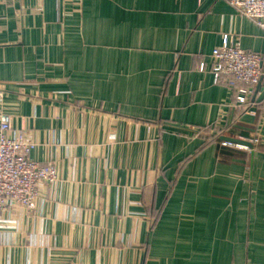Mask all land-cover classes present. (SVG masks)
<instances>
[{
    "label": "crops",
    "instance_id": "1",
    "mask_svg": "<svg viewBox=\"0 0 264 264\" xmlns=\"http://www.w3.org/2000/svg\"><path fill=\"white\" fill-rule=\"evenodd\" d=\"M223 34L264 56L223 0H0V113L58 176L0 264H264V100L214 82Z\"/></svg>",
    "mask_w": 264,
    "mask_h": 264
},
{
    "label": "built area",
    "instance_id": "2",
    "mask_svg": "<svg viewBox=\"0 0 264 264\" xmlns=\"http://www.w3.org/2000/svg\"><path fill=\"white\" fill-rule=\"evenodd\" d=\"M240 16L251 21L260 31L264 42V0H223ZM214 82L228 79L232 89L238 91L234 103L241 108L249 99L264 94V56L241 48L234 35L223 34L221 44L211 53ZM203 69V65L199 66ZM264 100V98H263ZM251 146L258 138L239 139ZM222 140V147L248 151L242 143ZM35 144L23 127L12 129L11 115L0 113V214L10 207L31 212L40 196V189L54 184L57 170L53 162L41 165L30 157Z\"/></svg>",
    "mask_w": 264,
    "mask_h": 264
},
{
    "label": "water",
    "instance_id": "3",
    "mask_svg": "<svg viewBox=\"0 0 264 264\" xmlns=\"http://www.w3.org/2000/svg\"><path fill=\"white\" fill-rule=\"evenodd\" d=\"M263 98H264V94H261L259 96V100H262ZM224 140L229 141V142H233V143H238L239 142V141H235L234 139H230V138H224ZM239 143H242V142H239ZM242 144H244V145H246L248 147H251V145L246 143V142H243Z\"/></svg>",
    "mask_w": 264,
    "mask_h": 264
}]
</instances>
